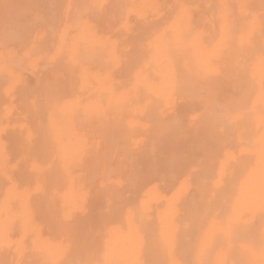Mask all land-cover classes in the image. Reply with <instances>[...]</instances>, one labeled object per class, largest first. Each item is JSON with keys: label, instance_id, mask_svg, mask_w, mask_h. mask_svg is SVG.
I'll return each mask as SVG.
<instances>
[{"label": "bare ground", "instance_id": "bare-ground-1", "mask_svg": "<svg viewBox=\"0 0 264 264\" xmlns=\"http://www.w3.org/2000/svg\"><path fill=\"white\" fill-rule=\"evenodd\" d=\"M0 264H264V0H0Z\"/></svg>", "mask_w": 264, "mask_h": 264}]
</instances>
